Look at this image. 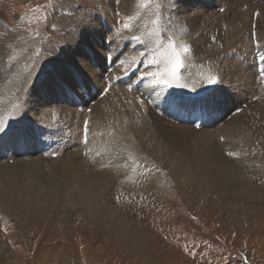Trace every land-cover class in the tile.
<instances>
[{"label": "rangeland", "instance_id": "1", "mask_svg": "<svg viewBox=\"0 0 264 264\" xmlns=\"http://www.w3.org/2000/svg\"><path fill=\"white\" fill-rule=\"evenodd\" d=\"M73 2L77 7L81 4L79 0H0V39L4 40L2 61L17 79L20 78L17 82L20 94L25 98L22 102L30 105L34 95H47L46 101L51 100L49 106L44 104L45 110L51 109L47 111L49 119L44 121L26 118V111L21 113L20 119L12 117L11 122L9 114L0 116V264H264V90L256 85L252 70V53L260 51L264 55V41L260 40L264 39L261 26L264 0H179L178 3L176 0H151L145 8L132 0L139 13H150L159 4L157 13L162 11L165 20H162L161 28L165 27L162 33L166 36L170 28H180L172 15L182 13L181 4L186 6H183L185 14L190 12L191 17L196 16L193 13L200 14L197 17L203 22L200 32L204 31L202 37L206 45L210 49L221 48L219 53L205 60L202 73L214 72L220 64L218 58L224 59L226 64H231V71L239 70L242 76L251 78L254 91L247 92H243L238 83L231 84L225 77L217 76L216 71V75L213 73L218 78L215 84H207L204 80L195 83L201 75L200 64L197 67L193 64L199 53L188 41L176 39L177 45L191 46L184 60L193 62L184 65L182 73L187 77L188 72H195L194 66L199 71L189 83L178 77L171 87L158 85L148 76L155 69V64L149 63L153 47L148 42V35L157 29L152 17L147 19L144 27L145 36L128 31L130 35H124L125 40H117V32L112 34L111 39L117 41L113 52L103 50L98 53L96 47L82 46V59L87 69L96 73V81L87 73L71 70L70 84L58 79L54 80L58 84L55 86L48 72L56 67L58 53L69 49L66 38L79 24L74 11L82 13V8H76ZM115 8L108 12L118 22L121 19L114 13ZM212 11L219 19L225 17L231 21L226 23L228 28L233 21H238L242 34L234 47L218 46L221 37H216L219 36L217 29L214 34H209L213 28L207 30L206 27ZM99 12L97 16L102 18L99 24L104 33L94 37V41L98 45L108 44L114 22L105 19L106 13ZM222 29L226 32L224 26ZM134 37L142 40L139 42ZM123 45L126 49L121 50ZM118 48L124 58L130 57L134 62L132 67L129 66L131 69L127 79L122 80L123 84L117 82L120 77L108 76L109 71L103 73L99 69L106 65L108 69L111 65L116 68L123 59L116 51ZM77 49L76 45L73 51ZM138 64L139 75L129 84ZM226 64L228 68L230 65ZM193 82L194 86L191 85ZM113 88L123 89L127 98L144 104L163 126L161 130L147 133L150 138L142 140V146L140 141L126 136L127 141L121 145L126 165L121 172L89 187L80 183L90 174L91 167L81 163L80 167L75 168L74 164L66 169L65 159L73 155L79 157L87 151L95 134L90 124L96 113L91 110H96L100 100L105 101L111 96ZM92 90L99 95H93ZM82 92L92 93L87 103L83 101ZM76 95L84 103L81 111L72 103ZM2 97L0 92V107L4 105L5 98ZM110 98L105 102L114 100ZM163 102L170 105L167 114H171L168 112L172 109L171 104L178 108L183 104L181 106L186 109L182 107L181 110L185 113L211 112L217 120L208 127L202 122L200 128L189 123V119L188 123L182 124L173 118L175 115L163 113ZM31 104V107L38 105L35 101ZM238 124L243 125L246 132L237 134L238 140L228 142L226 131L232 129L231 132L236 134ZM59 134H65L69 139L56 145L55 152L43 155L34 148L35 143L40 148L46 140L54 142ZM154 148L156 154L163 150L170 154L171 161L174 160L172 164L162 161L171 164L170 169L152 154ZM35 163L37 165L31 167ZM224 173L230 177L223 176ZM219 177L229 178L233 190L224 184L220 190ZM186 181L191 184L185 186ZM86 186L91 190L89 197H84L87 193L82 190ZM245 188L253 190V198L245 196ZM63 191L69 195L61 193ZM34 195H44V198L35 205L36 211H30L28 207ZM79 198L88 200V206L93 209L80 205Z\"/></svg>", "mask_w": 264, "mask_h": 264}, {"label": "bare ground", "instance_id": "2", "mask_svg": "<svg viewBox=\"0 0 264 264\" xmlns=\"http://www.w3.org/2000/svg\"><path fill=\"white\" fill-rule=\"evenodd\" d=\"M76 1H78V0H76ZM79 1L81 2V4H78V7L82 8V13H81V11H77V10L74 11L77 14V17L79 19L78 20L79 24L77 23L78 27L76 28V30L73 29L74 32L69 33V36H67V38H66L67 46L69 47V49L67 51L63 52V53H61V52L58 53L59 55H58V58H56V67H54L53 69H51L48 72V76L51 79V81L54 83L55 86L58 85V84L54 80H58V79H60L66 85L67 84L69 85L70 84L69 72H71V70H73V71L74 70L75 71L76 70H78V71L80 70V72H82V73H87L88 75H90V79L92 78L93 81H96L98 79L95 72H93L92 70L87 69L88 67L85 64L86 62H85L84 59H82L81 52L84 51L85 45L89 46V48L90 47H93V48L96 47L95 51L98 52V53H101V51H103V50L112 51L116 47L115 44L117 42V41H114L115 38L111 39L112 34L117 32L115 34V36H117V40H121L122 38H124V40H125V37H123V36L124 35H126V36L130 35V34H128V31L136 32V33H138L140 35L142 33L145 36L144 27H145V25L147 23V19H149L151 17L153 19L152 22L155 23L156 27H157V23L156 22H158L159 29L162 30V28H163V27L161 28V23H162V20H165V19H162V11H159L157 13V7H154L150 11V13H139L136 10V8H134V6L132 4L133 3L132 0H79ZM229 2H230V0H229ZM73 4L76 6V4L74 2H73ZM245 5H247V4H245ZM164 6H165V4H164ZM183 6L186 7L184 4L183 5L181 4V6L179 7L180 11L182 13H178L174 17L171 14L172 18H173V21L177 22L178 23L177 25H179L180 28H174L173 30H170L171 29L170 28L169 29L170 33H168L167 35L168 36H172L173 39L174 40L175 39L178 40V42L181 41V40L188 41L190 43V45L195 49V51L199 53L198 54L199 58L194 60L195 63L192 61L193 64H195L196 67H197L198 64H200L201 75H200V77L197 80H195V83H197L200 80L208 81V78L210 76H212L213 73H215V71H216L217 74H218L217 76H222L223 78L225 77V80H230L231 84L232 83L233 84L238 83L239 88H241V90H243V92L252 91V90L254 91V86H253V82H251L252 81L251 78L249 76H242L243 74L239 73L238 72L239 70H235L234 71V69H232V71H231V68H232L231 64L230 63L226 64L225 62H227V61L224 60V59L218 58L219 59V63L223 67H221V65L219 64V65H217V68L215 67L216 70L214 69V72L210 71V73L207 74V75L202 73L203 65H205L204 64L205 60H207L208 58H211L215 54L219 53L221 48L216 46V47H213V48L211 47L212 49H210L206 45V43L204 41V38L202 37L204 31L200 32L202 30V27H200V23L202 21H201V19L199 17H197V15H200V14L193 13L196 16L191 17L192 14L190 12L188 14H185L186 13V11H185L186 9L183 8ZM78 7L76 6V8H78ZM113 7H116L113 11L116 14V16L121 19V21L116 22V19L114 18L115 16H113V18H112V16L108 12L109 10H112ZM234 7H232V8L234 9ZM99 11H101L102 13H106V14H104L105 19L107 18L108 21L109 20H113L112 22H114L113 24L111 23L113 25V26H111L113 32L110 30L109 31V37L107 36L108 37L107 38L108 44H107V42H106V44H104V42H103V43H101V45H98V43L95 44L96 40L94 41V37L101 36L100 34L104 33V32H102V30L100 28L101 26L99 24V21H100L101 17L97 16V15L100 14ZM113 11H112V13H113ZM235 11L238 12L236 9H235ZM169 12H171V11H169ZM232 12H234V11H232ZM156 13H157V16H154V15H156ZM228 13H226V14H228ZM108 15H109V17H108ZM215 15L216 14L213 11L209 12V18L210 19L207 22V27L206 28H208L207 30L213 28V30H209V32H212V33H209V34H211V35L214 34L215 30L217 29L218 30L217 32H218L219 36H216V37H221V41L219 42L218 46L221 45V47L223 46L224 49H229V48H231V46L234 47L235 44L238 43V40H239V38L241 36L240 34H242L241 33L242 29L238 27L239 26L238 21H233V25H231V27L229 26V28H228V27H226V23L230 24L231 21H227L226 20L227 18H225V17L223 19H219L218 16H215ZM263 15H264V12H263ZM95 16H97L99 18L97 19V18H95ZM165 16H168V15H166V13H165ZM236 16H238V14H236ZM126 17H132L133 18L132 20L128 21V23L130 24V27H132L131 29L129 28L128 30H125L124 27H123V24L125 23V18ZM229 17H230V15H229ZM231 17H232V13H231ZM239 17L242 18V17H246V16H242V17L239 16ZM172 18H171V20H172ZM184 20H185V23H184ZM203 20H204V18H203ZM246 20H247V18H246ZM102 21H104V20H102ZM171 23H173V22H171ZM77 24H76V26H77ZM228 24H227V26H228ZM106 25H108V24H106ZM116 25H119V27L116 28ZM223 26L226 28L225 29L226 32H223V29H222ZM261 26H262V28H264V23ZM111 27L109 26L110 29H111ZM185 27L187 28L186 29L187 31H185ZM166 30L168 31V27L166 28ZM163 32H165V31H163ZM0 33H2L1 30H0ZM123 33H125V34H123ZM244 34H245V32H244ZM148 37H149L148 42H150V45H152V47H153V54L151 56V59L155 60V59H157V54L155 53L156 45L154 43L155 37L154 36L150 37L149 35H148ZM141 40L142 39H140V41ZM260 40L264 41V39H260ZM93 43H94V46H93ZM3 45H4V40L0 39V92L3 95L2 98H5V100L3 99V101H2L4 103V105L0 107V116H2L3 114H9L10 115L9 116L10 119L8 118L9 121L11 120L12 117H15V120H17V119H20L21 113L26 111L25 113L26 114L28 113L27 116L25 115L26 118H28V117H30V118L33 117V118H36V119L40 118L43 121L46 120V119H49L50 116H48L49 112H47V111H50L51 109L50 110H45V106L46 105H44V104L48 105V102L51 101V100L46 101V96L47 95L46 96L42 95L41 97L40 96L38 97L37 95L32 96L31 97L32 98L31 101H35L36 103H38V105H35L33 107H31V105H32L31 101H30V105H29V103L27 104V103L22 102V98H24V96L22 94H20V91H19L20 85H19L18 82L20 81V78L17 79L16 74H14V75L12 74V71H11L12 69L11 70L7 69V67H5V64L2 61V59L4 58V57L2 58V56H1L3 54L2 52L4 50L3 49ZM76 45H77L78 49L74 52L73 49H75ZM82 46H84V47H82ZM119 48H118V50H116L117 52L120 51ZM147 48H149V47H147ZM149 50H150V48H149ZM118 54H119L120 57L123 58L122 60L119 61V63H118L119 66L116 65V68H115V67H113L111 65V68L108 69V66L106 65L103 69H101L100 67H99V69L103 70V73L106 72V71L107 72L109 71L110 74L108 76H112L113 75V76H115V78L120 77L121 80H126L127 79L126 75L130 71V69H131L132 65L134 64V62L132 60H130V57H125L124 58L123 55L121 54V52H118ZM143 56H146V55H143ZM133 58H134V56H133ZM136 59H137V56H136ZM201 59L204 60L203 63L201 62ZM198 60H200V63H198ZM135 61H137V60H135ZM192 62H191V60L190 61H185L184 65L189 66L190 63H192ZM145 64H146V61H145ZM225 64L226 65H230V66H228V68L230 70L225 66ZM57 65L58 66L60 65V67L57 68ZM157 65L158 64H155V69L154 70L151 69L152 71L151 70L150 71L155 73L159 67H162V66H157ZM234 65H235V63H234ZM129 66H131L130 69H129ZM195 66H194L195 72L194 71L192 73L188 72L187 77H185L184 73H182L184 75V77L181 74L179 76L180 79L183 78V79H185L184 80L185 83H189L190 80H191V77L195 76L196 72L199 71ZM224 66L226 67V69H224L225 68ZM105 68H106V70H105ZM152 68H153V66H152ZM210 68H212V67H210ZM233 68H236V67H233ZM217 69H218V71H217ZM241 71H242V69H241ZM13 72H16V71L13 70ZM242 73H243V71H242ZM247 74L248 73H246V75ZM215 75H216V73H215ZM250 75H251V73H250ZM148 78H150V77H148ZM152 79H154V78L152 77ZM99 80H100V78H99ZM61 81H59V82H61ZM177 84H178V82H177ZM207 84H209V83L207 82ZM191 85L194 86V82ZM24 86H26V85H24ZM118 89H114L113 88L112 89V91H113L112 95L111 96H107V98L112 97L114 100H108L109 102H105L107 98L105 99V101L104 100L103 101L100 100L101 102H98L96 110H91V111H95V113H96V114L94 113L95 114V117H94V121L95 122L93 121L94 122L93 123L91 121L93 124L92 123L90 124V127L92 128L93 134L94 133L95 134L92 137V142H90L88 144V146L86 145L87 146V151L84 152V154L80 155L79 157L73 155V156H70V157L67 156L66 159H65L67 161V162H65L66 163L65 164L66 165V167H65L66 169H69L70 166H72L74 164H75V168L77 167V165H78V167H80L81 163H83L84 165L87 164L89 167H91L90 174L85 175L86 176L85 181L83 183H80V184H83V185L87 184V185H89V187L90 186L94 187V186L99 185V181L103 180V179H106L107 176L109 177V175H114V176L118 175V173L121 172V169L124 167V165H126L125 164V158H124V151L121 150V145L124 144L125 141H127L126 136L129 139L133 138V139H136L137 141H140L141 146H142L143 145L142 144V140L143 141H147L150 138L149 134H147V133L151 132L152 130H161V128L163 126V125L161 126L159 119L153 117L154 113H152L150 109L145 108V106H143L144 104L142 105L140 101H137L135 99L132 100L131 98L130 99L127 98V96H125V94H124V90L123 89L122 90H120V89L118 90ZM230 90L232 91V89H230ZM262 90H264V89H262ZM263 95H264V93H263ZM47 98L49 99L48 96H47ZM112 98H110V99H112ZM2 102H1V104H2ZM41 106L44 107V110L41 109ZM94 106H95V104H94ZM57 108H59V107H57ZM61 108L62 107H60V109ZM68 110H70V109H68ZM39 115H40V117H39ZM61 116H62V114H61ZM74 117L76 118V116H74ZM52 118L53 117H51L50 120H53ZM2 121H4V119H2ZM17 125H18V123H17ZM235 127L238 128V130L236 131V134H235L234 131L231 132L232 129L226 131L228 133L227 134V141L228 142H233L235 139L238 140L235 136L237 134L240 135L243 132H246L243 129L244 128L243 125L238 124ZM108 130H109L110 134L108 133ZM6 131L9 132V130H6ZM67 139H69V136H67L65 134H59L58 137H56L54 139L53 143H54V145L64 144ZM70 148H72V147H70ZM61 149L58 152H61ZM155 150H156V148L153 149L154 152L152 151V154L155 155L156 158H160L161 162L165 161V162H168V163L172 164V162L174 160L171 161L172 158H171L170 154L166 150L165 151L163 150V152L157 151V154H156ZM32 151H34V150H32ZM58 152H56V153H58ZM41 154L45 155V153H41ZM78 161H80V163ZM165 162H162V164L165 167H168V169H170L172 167L171 164L169 165V164H167ZM35 165H37V164L36 163L32 164L31 167H34ZM65 165H63V166H65ZM125 168H126V166H125ZM125 168L123 170L127 169V168L126 169ZM225 170L227 171V169H225ZM230 172H232V171H230ZM227 173H228V171H227ZM227 173H224L225 175L224 174H222V175L230 177ZM218 182L221 183L219 185L220 188L218 187L220 190H221V188H223V184L228 187L227 189H232L233 188V186L230 185L231 181H230L229 178L219 177ZM190 184H191V181L189 183H188V181H186V185L185 186H189ZM80 188H81V185H80ZM83 188L84 189H82V190H86L84 192H86L87 194L84 196L83 193H82V195L84 197H89L88 194L91 193L90 192L91 190L89 191L87 186L83 187ZM244 190H245L244 192L246 193L245 196H248L249 198H253L254 194H253V190L252 189L245 188ZM65 191H63L61 193L67 194L66 193L67 191L66 192ZM67 195H69V194H67ZM43 198H44V195H34L32 197V200H31L32 204L28 207V210L36 211L35 205ZM79 199L81 200L80 201V205H85V206L89 207L88 204H87L88 200H86L84 198L83 199L79 198ZM76 200H78V199H76ZM94 202H95V199H94ZM89 209L91 210L93 208L89 207Z\"/></svg>", "mask_w": 264, "mask_h": 264}, {"label": "snow or ice", "instance_id": "3", "mask_svg": "<svg viewBox=\"0 0 264 264\" xmlns=\"http://www.w3.org/2000/svg\"><path fill=\"white\" fill-rule=\"evenodd\" d=\"M150 2L151 0H137V3L141 8L147 7ZM178 2L179 0H176V3ZM157 9H159V4H157ZM132 19V17L125 18V23L123 24L125 30L130 28L128 21ZM156 23L157 30L153 33H149V36L155 37L154 43L156 45L155 53L157 54V59L152 60L149 63L162 64V67H159L155 73L149 72L148 76L153 77L158 84L170 87L182 74L185 64L184 58L189 54L190 46L183 43L177 45L173 37L163 34L162 30L158 27V22ZM134 39L139 41L140 37H134ZM259 61L260 65H264V55L259 57ZM261 71H264V67H261ZM217 80L218 78L215 75H212L208 78L207 82L209 84H215Z\"/></svg>", "mask_w": 264, "mask_h": 264}]
</instances>
